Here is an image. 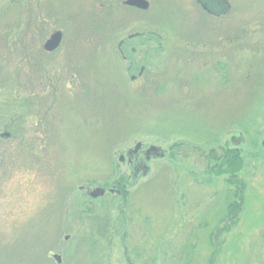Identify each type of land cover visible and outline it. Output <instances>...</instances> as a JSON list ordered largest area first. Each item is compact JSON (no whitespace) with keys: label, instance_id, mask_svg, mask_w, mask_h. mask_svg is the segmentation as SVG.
Masks as SVG:
<instances>
[{"label":"rangeland","instance_id":"obj_1","mask_svg":"<svg viewBox=\"0 0 264 264\" xmlns=\"http://www.w3.org/2000/svg\"><path fill=\"white\" fill-rule=\"evenodd\" d=\"M125 1L0 0V264H264V0Z\"/></svg>","mask_w":264,"mask_h":264},{"label":"water","instance_id":"obj_2","mask_svg":"<svg viewBox=\"0 0 264 264\" xmlns=\"http://www.w3.org/2000/svg\"><path fill=\"white\" fill-rule=\"evenodd\" d=\"M197 3L205 12H207L209 15L214 17L225 15L226 13H228L230 9L228 2H226L225 0H197ZM124 5L128 7H134L143 11L149 8V3L146 0H127L124 2ZM61 40H62L61 32H55L45 42L44 50L46 52L55 51L59 47ZM141 146H142L141 143H136L133 149H129L126 155L130 156L131 153H135L138 149H140ZM262 147L264 148V141L262 142ZM165 156H167V151L162 150L160 147L147 146L144 152L145 159L142 166L134 170L133 174L128 179L130 183H128L127 185L130 186L134 183H137L141 178L146 177L150 172L149 163L152 160L162 159ZM122 158L124 157L121 156V159ZM109 192L110 193L116 192V194L118 195L120 194L119 191L110 190ZM104 194H105L104 189L95 188L89 193V196L93 199H97L103 197ZM53 258L58 264L60 263L61 260L59 256L54 255Z\"/></svg>","mask_w":264,"mask_h":264},{"label":"flooded vegetation","instance_id":"obj_3","mask_svg":"<svg viewBox=\"0 0 264 264\" xmlns=\"http://www.w3.org/2000/svg\"><path fill=\"white\" fill-rule=\"evenodd\" d=\"M197 1V0H196ZM199 6V5H198ZM126 8H128V9H132V10H135V11H140V10H137V9H135V8H129V7H126ZM199 8L201 9L200 11L201 12H203V13H207V12H205L200 6H199ZM140 12H145V11H140ZM214 18V17H213ZM216 19V18H215ZM144 34L143 33H137V34H134V36H129L128 38H127V40L128 41H130V40H133V39H136V38H142V36H143ZM147 41L148 42H152L153 41V39L155 40H157V41H159V42H157V46L159 47V50L161 51V47H162V44H160L162 41H163V39H162V37H158L157 36V34H155V33H151V32H149L148 33V37H147ZM127 40H121V41H119L118 42V45H117V50H118V52H119V55H120V57H121V59L124 61V62H126V63H128V65H127V68H126V70H127V72L128 73H130V77H129V80L131 81V83L132 84H134L135 86V88L133 87V89H135L136 91H140L141 90V88L143 87L142 85H141V80H139L140 78H142L143 77V74L145 73V71H146V67L147 66H145V65H141V66H139V70H138V72H137V74L135 75L134 73H131V72H133V70L134 69H136V67L138 66L137 64H138V62H137V60L135 59V57H133V59H130V57H129V55H126V51H125V48H126V42H127ZM143 41V40H142ZM62 43V42H61ZM60 47V46H59ZM59 47H58V49H59ZM57 49V50H58ZM43 50H44V47H43ZM56 50V51H57ZM139 51V50H138ZM55 52V51H54ZM53 52V53H54ZM129 52L131 53V55L132 56H135V54H136V49L135 48H130L129 49ZM142 52H143V58L141 59V60H144V61H147V51L146 50H144V49H142ZM46 54H48V55H51L52 53H46ZM155 55H157V53H155ZM242 142V137H231L230 139H229V141H225V143H224V150H228V148H229V146L230 145H237V144H239V143H241ZM146 148L147 147H144V145H142L141 147H140V149H138L135 153H131L130 154V156H127L126 154H127V152L129 151V150H127L126 152H125V156L124 155H120V157H119V161L121 162V163H124V162H126V164H127V166H128V168H129V175H128V177H127V179H126V181H125V186H128L127 184L128 183H130L129 181H128V179L131 177V175L133 174V172H134V170L136 169V168H139V167H141L142 166V164H143V162H144V152H145V150H146ZM121 156H123L124 158H122L121 159ZM150 164V163H149ZM121 185V183L119 182V183H117V185H112V187H109L108 189H107V191H110V190H113V191H119L120 192V196H122L123 195V192L122 191H120V190H118V189H116V187H118V186H120ZM89 193H90V191H88L87 190V194H88V196H89Z\"/></svg>","mask_w":264,"mask_h":264},{"label":"trees","instance_id":"obj_4","mask_svg":"<svg viewBox=\"0 0 264 264\" xmlns=\"http://www.w3.org/2000/svg\"><path fill=\"white\" fill-rule=\"evenodd\" d=\"M262 149H263V148H262ZM229 156H230V155H226V157H225V161H226L227 159H228V161H229ZM228 161H227V164L229 163Z\"/></svg>","mask_w":264,"mask_h":264}]
</instances>
